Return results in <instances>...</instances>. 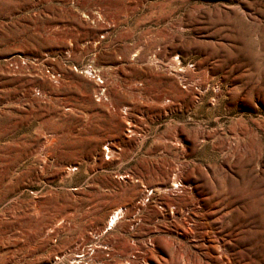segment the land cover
Segmentation results:
<instances>
[{
    "label": "rangeland",
    "instance_id": "rangeland-1",
    "mask_svg": "<svg viewBox=\"0 0 264 264\" xmlns=\"http://www.w3.org/2000/svg\"><path fill=\"white\" fill-rule=\"evenodd\" d=\"M103 245L264 264V0H0V264Z\"/></svg>",
    "mask_w": 264,
    "mask_h": 264
},
{
    "label": "built area",
    "instance_id": "built-area-1",
    "mask_svg": "<svg viewBox=\"0 0 264 264\" xmlns=\"http://www.w3.org/2000/svg\"><path fill=\"white\" fill-rule=\"evenodd\" d=\"M47 76H48L50 82L53 83V84L58 83V81L60 79V74L54 73V72L49 73L47 71ZM90 76H91V79H93L97 83V86L101 88L97 92V94H95V96H94L96 101H100L101 97H103L104 92H105L104 86L101 87V85H103V80L98 76V73L96 71H93V70H90ZM126 111H127L126 107H122L120 109V112L122 113V115H125ZM112 149H114L112 141H106L104 144H102L101 151H102L103 159L105 161L108 160L111 157ZM66 170H67V172L72 173V172H74L76 170V168L75 167H71V168L66 169ZM170 185H171V187L166 188L163 191L164 193L169 192V191L178 192L182 188L179 182H176L175 184H170ZM152 194H153L152 190H148V191L145 190L144 193H143V198L141 200V204L143 205V204L147 203L150 200V197H151ZM171 210H173V207L169 208V212H171ZM121 211H124V209H121ZM106 231H104L103 233H105ZM98 249H100L101 253H103V257L106 260V263H102V264H109L108 262H109V259H110V252H111L110 246L103 245V246L98 247ZM94 250H95V248H91L90 251H89V255H92ZM127 258L128 259H125L123 261L124 264H130V262L135 259V254L131 253V254L128 255Z\"/></svg>",
    "mask_w": 264,
    "mask_h": 264
},
{
    "label": "bare ground",
    "instance_id": "bare-ground-1",
    "mask_svg": "<svg viewBox=\"0 0 264 264\" xmlns=\"http://www.w3.org/2000/svg\"><path fill=\"white\" fill-rule=\"evenodd\" d=\"M174 65H175V63H174ZM163 191H164V190H163ZM117 210H118V208H116L115 210H113V211L109 214V216L107 217V220H106V223H105V228H106V230H107V229H112V228L116 225L118 219L120 218V217H119V214H121L122 211H121V209H119V211H117ZM105 228H104V229H105Z\"/></svg>",
    "mask_w": 264,
    "mask_h": 264
},
{
    "label": "crops",
    "instance_id": "crops-1",
    "mask_svg": "<svg viewBox=\"0 0 264 264\" xmlns=\"http://www.w3.org/2000/svg\"><path fill=\"white\" fill-rule=\"evenodd\" d=\"M106 102V101H105ZM107 103H109L110 104V106H109V108L108 109H110V110H119L120 108H122L120 105H118L115 101H112L111 99H110V101L109 100H107ZM127 108H128V110H129V107L127 106ZM107 231H109V230H107ZM106 231V232H107Z\"/></svg>",
    "mask_w": 264,
    "mask_h": 264
}]
</instances>
